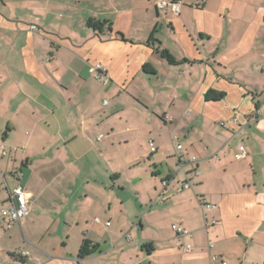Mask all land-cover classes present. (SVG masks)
I'll use <instances>...</instances> for the list:
<instances>
[{
    "label": "crops",
    "instance_id": "1",
    "mask_svg": "<svg viewBox=\"0 0 264 264\" xmlns=\"http://www.w3.org/2000/svg\"><path fill=\"white\" fill-rule=\"evenodd\" d=\"M161 1L0 0V264H264V0Z\"/></svg>",
    "mask_w": 264,
    "mask_h": 264
},
{
    "label": "built area",
    "instance_id": "2",
    "mask_svg": "<svg viewBox=\"0 0 264 264\" xmlns=\"http://www.w3.org/2000/svg\"><path fill=\"white\" fill-rule=\"evenodd\" d=\"M183 6L182 0H162L159 2L158 7L164 9L166 7H171L172 12L178 14L181 7ZM32 30H37L35 26L31 27ZM91 71L94 73L95 78L104 84L109 82L108 70L105 66L101 64H95L91 67ZM107 103V102H105ZM255 117H264V110H256L254 113ZM103 135H100L97 140H101ZM152 151H156V148L153 147L151 143ZM176 148L178 151L182 150L183 146L180 143H177ZM0 154H5L4 148H0ZM248 151L246 147L243 145L240 147L239 152L237 154V159H244L247 157ZM195 160V158H194ZM183 161V160H182ZM183 188L185 190L190 188V184L188 182L183 184ZM10 205L4 207L0 211L1 217L8 221V227H11L12 224L18 223L24 217L28 216L30 211L29 199L27 193L23 186L19 185L14 190L10 192ZM203 207L205 209L213 208L214 206L209 204L206 200L202 201ZM173 231L177 234L178 237H188L191 235V232L179 225L172 226ZM185 252L191 251V246L188 244L184 245ZM18 255H24L22 252H17ZM212 264H227L226 262L218 263L217 259L214 258Z\"/></svg>",
    "mask_w": 264,
    "mask_h": 264
},
{
    "label": "trees",
    "instance_id": "3",
    "mask_svg": "<svg viewBox=\"0 0 264 264\" xmlns=\"http://www.w3.org/2000/svg\"><path fill=\"white\" fill-rule=\"evenodd\" d=\"M106 23V22H105ZM104 25V23L102 22H96L94 20H90L89 21V26L95 28V29H99V27H102ZM162 56L167 59L171 64H178V62L167 52V51H162ZM147 68V67H146ZM221 96L220 95H216L215 97L213 96L211 99L212 100H217L218 98H220ZM95 249V248H94ZM82 255H88L92 252H88L85 248H83L82 250ZM16 257H19L20 260L23 259V256L22 255H15Z\"/></svg>",
    "mask_w": 264,
    "mask_h": 264
}]
</instances>
